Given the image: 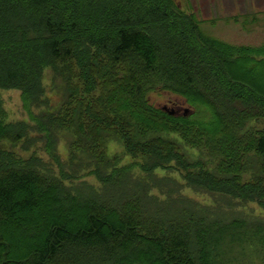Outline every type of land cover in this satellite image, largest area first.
I'll return each instance as SVG.
<instances>
[{
  "label": "trees",
  "instance_id": "1",
  "mask_svg": "<svg viewBox=\"0 0 264 264\" xmlns=\"http://www.w3.org/2000/svg\"><path fill=\"white\" fill-rule=\"evenodd\" d=\"M195 17L177 0H0V89L20 90L30 119L6 122L0 94V264H222L264 242V215H234L264 209V89L242 73L264 67V42L225 41ZM157 90L187 107L156 105ZM112 138L133 162L107 153ZM36 190L56 208L21 252L7 233L31 225Z\"/></svg>",
  "mask_w": 264,
  "mask_h": 264
},
{
  "label": "rangeland",
  "instance_id": "2",
  "mask_svg": "<svg viewBox=\"0 0 264 264\" xmlns=\"http://www.w3.org/2000/svg\"><path fill=\"white\" fill-rule=\"evenodd\" d=\"M184 11L188 13H195V20L200 22L202 31L206 34L215 36L225 41L235 44H260L264 42V0H177ZM53 73H55L51 67H47L44 70V83L53 100V104L60 103L63 92L59 88L61 87L60 80L54 81ZM243 76L250 78L258 83V85L264 89V67L256 69L254 72L242 69ZM57 83V84H54ZM2 105L5 113V121L13 122L19 120L30 121L28 112L25 111L22 105L21 92L18 89H0ZM151 100L159 106H166L169 108H178L183 110L187 107L186 103L179 97L162 91H152ZM32 132V131H31ZM33 133H31L32 135ZM58 150L63 155L68 156L69 148L66 140V136H58ZM4 144L9 148H13L18 154L24 156L28 154V151L24 146H30L31 142H24V146L20 143L12 146L8 142ZM41 145V143H40ZM188 151L194 156H199V151L189 148ZM107 153L110 156L123 155L121 165L134 161L130 155L124 154L123 144L112 138L107 145ZM38 155L47 159L48 156L44 152H39ZM140 160V159H137ZM50 162V160H48ZM58 171L57 169H55ZM135 171L140 174L139 168H135ZM156 172L163 176L170 174V176L179 177L176 172H168L166 170L158 169ZM87 180L91 183L99 185L93 176H86ZM68 182V181H67ZM70 183V182H68ZM153 192L159 193L157 189ZM188 195H193L200 199L203 203L214 204L213 197L211 195H201L192 193L189 189L184 190ZM37 204L33 207L28 219L31 223L30 226H13L9 228L7 233L8 239L16 246L20 251H26V247L29 243L35 241V236L39 233V230L35 229V222L39 220L44 212L53 213L56 206L49 205L48 201L43 199L41 193L36 190ZM48 207V208H47ZM229 210L222 209L221 211ZM264 215V209L258 206L256 203H248L243 206L235 208L234 215H249V214ZM46 223H43L41 227H44ZM222 264H264V242L255 240H247L235 245L231 250H228L224 258H218Z\"/></svg>",
  "mask_w": 264,
  "mask_h": 264
},
{
  "label": "water",
  "instance_id": "3",
  "mask_svg": "<svg viewBox=\"0 0 264 264\" xmlns=\"http://www.w3.org/2000/svg\"><path fill=\"white\" fill-rule=\"evenodd\" d=\"M164 108H166V107H164Z\"/></svg>",
  "mask_w": 264,
  "mask_h": 264
}]
</instances>
